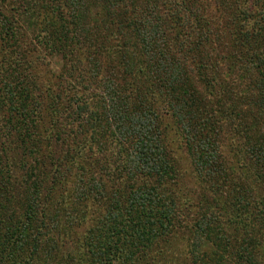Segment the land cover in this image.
I'll use <instances>...</instances> for the list:
<instances>
[{"label": "trees", "instance_id": "1", "mask_svg": "<svg viewBox=\"0 0 264 264\" xmlns=\"http://www.w3.org/2000/svg\"><path fill=\"white\" fill-rule=\"evenodd\" d=\"M0 264H264V0H0Z\"/></svg>", "mask_w": 264, "mask_h": 264}]
</instances>
